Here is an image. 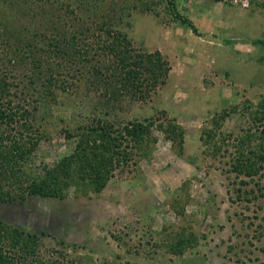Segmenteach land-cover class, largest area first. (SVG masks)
<instances>
[{
  "label": "rangeland",
  "instance_id": "1",
  "mask_svg": "<svg viewBox=\"0 0 264 264\" xmlns=\"http://www.w3.org/2000/svg\"><path fill=\"white\" fill-rule=\"evenodd\" d=\"M233 1L177 0L179 11L195 24L199 35L176 23L166 4L158 16L125 10L138 5L135 0H98L95 9L87 6L76 17L56 0L18 2L31 16L37 15L33 22L27 17L26 22L15 23L30 36L28 41L55 17L62 33L90 26L83 36L85 50L100 53L97 24L109 22L138 54L158 51L170 70L159 77L156 88L147 86L145 99L135 96L134 90H123L108 102L102 84L82 70L83 64L39 53L37 58L48 59L69 82L66 89H56L38 113L37 126L50 136L40 143L36 168L42 163L53 166L74 151L65 127L76 129L105 119L123 133L132 122L149 129L148 142L122 141L120 163L99 193L76 177L66 188L65 199L28 197L0 203V220L37 235L34 256L40 262L264 264V168L254 180L233 169L237 137L251 127L257 130L251 116L254 109L246 106L257 108L264 100V1L248 0L247 8ZM5 11L11 6L0 8V14ZM41 39H35L36 47L47 51L48 41ZM22 66L25 71L20 73L14 63L0 64V74L4 75L2 68L9 69L11 80L34 74L33 66ZM115 84L122 86L119 81ZM20 97L16 100L24 99ZM223 112L229 116L218 129L214 120ZM211 131L218 134L216 139L209 138ZM181 238L188 241L187 248L182 254L172 253V245ZM27 263L39 264L32 258Z\"/></svg>",
  "mask_w": 264,
  "mask_h": 264
},
{
  "label": "trees",
  "instance_id": "2",
  "mask_svg": "<svg viewBox=\"0 0 264 264\" xmlns=\"http://www.w3.org/2000/svg\"><path fill=\"white\" fill-rule=\"evenodd\" d=\"M19 1L21 0H0L2 11L11 6V11L0 14V64L5 67L6 63H14L20 73L21 69L24 70L22 65L27 64V66H33V70L28 68L27 71L32 70L34 74L13 76L14 80L8 76L9 69L2 68L4 75L0 74V203H13L28 197L65 199V190L73 184L76 177L77 180L88 181L99 193L107 187L113 176L112 170L120 163V157L123 155V150L120 148L122 141L130 138L138 144L148 142L149 129L141 123L132 122L124 127L123 133L120 130H114L113 125L105 119H97L96 125H79L76 129L65 127L64 135L68 141H74V151L61 157L53 166L42 163L38 166L39 168H36L40 143L46 139L45 137L50 136L47 129L43 131L40 125L37 126L38 113L56 95L55 90L66 89L65 85L69 82L62 78L60 69L55 71L48 59H43V56L37 58V56L39 53L43 55L53 53L59 58L64 57L63 59L80 63L81 66L83 64L82 70L92 75L94 81L102 84L103 95L108 102L118 98L123 90H134L135 96L139 94L140 99H145L149 95L147 86L156 88L159 77L167 76L170 70L166 68V62L162 60L158 51L147 55L138 54L126 35L111 29L109 22L97 24L99 38H101L100 53L97 51L94 53L92 48L85 50L83 36L85 37L86 32H90V26L82 29L83 32L71 30L68 33H62L59 31V23L55 17L47 19V23L44 24L47 26L46 29L41 31L40 35L35 34L33 39L28 41L30 36L27 37L26 31L18 30L15 23H24L27 17H30V22H33L37 15L31 16V11L23 10ZM56 1L64 7L67 14L76 17L82 12L81 9L84 10L91 5L93 10L98 6V0H91L90 3L88 1L85 3L84 0L75 2L67 0L65 4H62V0ZM136 1L138 5L134 4V7L128 8L126 6L125 10L139 9L142 13L155 12L159 16L158 9L166 4L164 6L166 11H169L176 23L191 28L197 35L200 34L195 24L179 11L177 0ZM23 3L21 2V5ZM15 10L19 12H13ZM57 10L61 15L62 8ZM58 19H60L59 16ZM38 36L42 37L41 40L48 41L47 51L36 47L35 39ZM104 36L107 38L104 39ZM262 44L264 46L263 41ZM100 56H113V59L99 60ZM94 62L96 64H93ZM117 70H119L118 75L113 73ZM224 74L226 77L230 76L229 72ZM106 75L109 79L102 78ZM24 78L29 83H24ZM116 81L122 83L120 88H117ZM20 96L24 99L17 101L16 99L21 98ZM250 108L254 109L251 116L257 130L253 131L251 127L243 134L244 136L237 137L234 145L237 158L233 169L239 175L244 174L254 180L264 168V100L258 104L257 108H252V105L246 106V109ZM228 116L226 112L216 116L214 123H218V129ZM168 132H172V129ZM180 132L182 135L183 131ZM208 134L210 139H216L218 135L215 131ZM114 142L117 143L114 144ZM182 142H180V148L183 147ZM25 167L29 172L24 170ZM38 170L41 175L35 176ZM36 237L35 234L13 228L0 220V264H28L27 260L31 258L39 264H50L42 260L40 262L37 256H34L37 253ZM187 243V240L181 238L172 245L171 252L182 254L188 246Z\"/></svg>",
  "mask_w": 264,
  "mask_h": 264
},
{
  "label": "built area",
  "instance_id": "3",
  "mask_svg": "<svg viewBox=\"0 0 264 264\" xmlns=\"http://www.w3.org/2000/svg\"><path fill=\"white\" fill-rule=\"evenodd\" d=\"M233 3L235 5H241L244 8L249 7V1L248 0H234Z\"/></svg>",
  "mask_w": 264,
  "mask_h": 264
}]
</instances>
